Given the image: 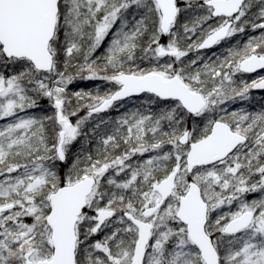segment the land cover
<instances>
[{
	"label": "snow or ice",
	"instance_id": "6c2138e0",
	"mask_svg": "<svg viewBox=\"0 0 264 264\" xmlns=\"http://www.w3.org/2000/svg\"><path fill=\"white\" fill-rule=\"evenodd\" d=\"M188 10L197 13L191 26L180 25ZM248 24L261 35L219 63L196 68L199 57L184 60ZM109 33L105 54L93 59ZM81 53L76 74L68 73ZM7 68L0 71V120L12 118L0 128V264H264V112L221 107L264 89V77L233 79L264 70V0H186L183 9L178 0H0V69ZM77 76L115 91L75 92L73 108L67 87ZM141 94L172 104L155 116L117 119L96 155L77 153L61 176L58 163L88 136V120ZM40 98L51 116L19 115ZM81 107L86 116H78ZM189 116L206 123L189 129ZM252 193L261 195L249 201Z\"/></svg>",
	"mask_w": 264,
	"mask_h": 264
},
{
	"label": "trees",
	"instance_id": "16d2710c",
	"mask_svg": "<svg viewBox=\"0 0 264 264\" xmlns=\"http://www.w3.org/2000/svg\"><path fill=\"white\" fill-rule=\"evenodd\" d=\"M186 4V0H184ZM260 5L257 4L255 5L251 12L249 13V17L254 19L253 14L258 12ZM197 13L193 12L192 10H188L186 13L182 12L180 17H179V24L182 25L185 22H188L189 25L191 26L192 21L194 20L195 16ZM217 19H213L208 21L207 24L204 25L205 29L208 28L209 25L215 26L217 24ZM180 32L181 34L183 33V29L180 28ZM262 33V30L260 29H256L253 30L251 27V24H248L245 26V32L243 33H238L237 35V39L239 40H246L248 41L250 38H258ZM199 36V33H197V36H193L192 40L195 41L197 40V37ZM161 40H168V37H162ZM107 41L105 40V42L101 45V47L99 49L96 50V52H94L92 54V58L96 59L97 57H103V55L106 52V46H107ZM147 42V37L144 38L143 41H141V44H145ZM192 41H182V45L184 46L185 43H191ZM138 52V51H137ZM137 56H139V54H137ZM196 54H194V52L190 51L189 55L187 57L184 58V60L190 61V60H194V58L196 59ZM65 56L63 51L60 52V57H59V68L61 71L65 70V65H64V60H65ZM223 60V59H221ZM221 60H212L209 59V61L206 62H211L213 64H217L219 63ZM83 63V54H77L75 55L68 67H67V72L70 74H76L77 72V67L76 65ZM205 63V61L199 60L197 65H195L194 67L196 68H201L203 66V64ZM144 66L143 63L141 64V67ZM9 70L13 71L12 68H8ZM16 71L19 70V66H16L15 68ZM7 70L8 72H11ZM81 75H87L86 73H82ZM109 91H115V86L107 81H99L97 80H87V79H80L79 76H77L73 82L71 84L68 85L67 87V92L69 94V100L71 102L72 107L74 108L77 104V98L75 95H73V93L75 92H84V93H92V95H96L97 93H99L101 96L104 95L105 93L109 92ZM148 95H145L143 98L140 99H135V100H131L127 103H122L119 104L120 106H122V108L120 110H115L117 108H119L118 106L115 107V109L110 110L108 113L106 114H101V115H94L92 118H90L87 122V124L84 126V131L88 133L87 137H81L76 143H74L72 145V149L71 152L69 153V158H68V163L66 164H59L58 163V170L61 176H63L68 168L70 167L72 161L75 158V155L77 153H83V155H86L88 153H91L93 155H96V149L98 147V141L101 138V136L104 134V132L107 131H111L114 122L126 115H129L133 112L136 111H140L144 114H151V115H158L162 110L167 108V105L172 104V102H164V101H159V102H155V103H148ZM81 103L83 104V101H81ZM250 103L256 106V113L259 112H264V99H252L250 100ZM174 106V105H173ZM54 112V109L50 106L49 101L46 98H40L38 100V106L34 107V108H29L26 109L25 112L20 113L19 115L21 117H35V118H40L43 116H51ZM87 115V107H81L78 116L83 117ZM12 118H8L5 120H0V128H3L4 125L8 122H10ZM73 121H75L77 119V117H72ZM101 119L103 120V123H101V126L99 129L96 130L95 133L91 132L90 130L92 128L95 127V125L97 123H99L101 121ZM49 125L51 124V122H48ZM204 123H206V121H204L203 119H196L195 123L193 122V118L192 117H186V121H185V126H187L189 129H191L192 127H200L202 128ZM164 130L168 131L170 130L168 128L167 122H164ZM93 136H95V138H93ZM170 147V146H169ZM167 150V149H166ZM139 159H144L141 157H134L133 158V163H135L136 160ZM251 201V200H249ZM226 210V209H225ZM215 215V213L213 214ZM99 237H94L93 239H98Z\"/></svg>",
	"mask_w": 264,
	"mask_h": 264
},
{
	"label": "flooded vegetation",
	"instance_id": "af4514ba",
	"mask_svg": "<svg viewBox=\"0 0 264 264\" xmlns=\"http://www.w3.org/2000/svg\"><path fill=\"white\" fill-rule=\"evenodd\" d=\"M184 3H185L184 0H178V6H180L182 9L185 8V5H186ZM237 35H238V33L235 36H233V37H231L225 41H221L219 44H217L211 50H202L199 52H197V51H193V52L198 57H199V55H205L207 57L213 55V57H211L212 60H221L227 55V52L230 48L242 47L247 42L246 40L237 39ZM167 41L168 40H161V43L166 44ZM211 58H209V59H211ZM165 59H167V58H165ZM236 77H237V79H239V82L241 80H244V81H248L250 83L254 79L264 77V70H262L258 73H255V74L238 73V74H236ZM239 82H237V84H239ZM145 95L141 96L140 98H143ZM257 98L263 100L264 99V91L257 92V91H254L253 89H250L247 99L236 98L235 100L228 101L225 105H222L221 107L225 108L227 110V112H229V113L232 111H243V112L250 113V114H256V111H255L256 106L251 104L250 100L257 99ZM132 100H134V99H132ZM125 103H127V102H125ZM145 158H147V155ZM260 195H261L260 193H252V194H249L247 196V199L248 200L258 199L260 197Z\"/></svg>",
	"mask_w": 264,
	"mask_h": 264
},
{
	"label": "rangeland",
	"instance_id": "374dc122",
	"mask_svg": "<svg viewBox=\"0 0 264 264\" xmlns=\"http://www.w3.org/2000/svg\"><path fill=\"white\" fill-rule=\"evenodd\" d=\"M118 26H119V22H118V24H117V27H118ZM111 38H112V33H109V36H108V38L106 39V40H108V41H107L106 49H107V47L109 46V43H110ZM137 54H139V55L141 54L139 50H138ZM59 57H60V53H59ZM197 57H198V56H196V59H197ZM211 57H213V55L208 56V57L205 56V55H199V58H200L199 60H202V61H205V62H206V61H209V58H211ZM194 59H195V58H194ZM211 59H212V58H211ZM199 60H198V61H199ZM143 65H144V66H142V67L147 68V67L149 66V62L145 61V62L143 63ZM7 70H8V71H11V70H9L8 68H7V69H0V71H2L3 74H5V75H8V74L10 73V72L7 73ZM235 77H236V75L233 77V79H234V80H237V82H239V79H237V77H236V78H235ZM98 80H99V81H100V80H101V81H105V80H102V79H98ZM118 107H119V108H117V109L114 108V109H115V110H120V109L122 108V106H120V105H119ZM25 111H26V110H25ZM25 111H24V112H25ZM21 113H23V112H21ZM19 114H20V113H19ZM7 119H8V118H7ZM166 149H167V148H166ZM153 154H154V153H153ZM146 155H152V154H146ZM144 158H145V157H144ZM28 222H30V220H29ZM93 238H94V237H93Z\"/></svg>",
	"mask_w": 264,
	"mask_h": 264
},
{
	"label": "water",
	"instance_id": "95a60500",
	"mask_svg": "<svg viewBox=\"0 0 264 264\" xmlns=\"http://www.w3.org/2000/svg\"><path fill=\"white\" fill-rule=\"evenodd\" d=\"M215 46H216V45H215ZM215 46H213V47H211V48H207V49H202V50H211V49L214 48ZM202 50H200V51H202ZM260 71H262V70H257V72L249 73V74H255V73H258V72H260ZM253 90H254V91H257V92L264 91V89H253ZM142 95H144V94H141L140 96H142ZM140 96L128 97V98H125L124 100L116 101V102L114 103V105H113L111 108H109L108 110H106V111H104V112H101V113H99V114H103V113L108 112V111H109L110 109H112L117 103H120V102L126 101V100L131 99V98H137V97H140Z\"/></svg>",
	"mask_w": 264,
	"mask_h": 264
},
{
	"label": "bare ground",
	"instance_id": "6f19581e",
	"mask_svg": "<svg viewBox=\"0 0 264 264\" xmlns=\"http://www.w3.org/2000/svg\"><path fill=\"white\" fill-rule=\"evenodd\" d=\"M103 114H105V113H103ZM94 115H101V114H94Z\"/></svg>",
	"mask_w": 264,
	"mask_h": 264
}]
</instances>
